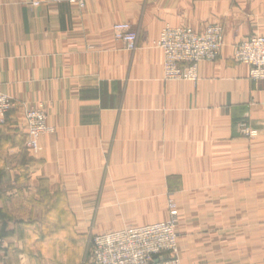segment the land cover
Wrapping results in <instances>:
<instances>
[{
    "label": "crops",
    "instance_id": "0c3cea01",
    "mask_svg": "<svg viewBox=\"0 0 264 264\" xmlns=\"http://www.w3.org/2000/svg\"><path fill=\"white\" fill-rule=\"evenodd\" d=\"M166 24L222 27L196 81L163 79ZM254 34L264 0H0V264H91L80 238L165 220L168 191L181 264H264V80L233 59ZM38 103L54 131L34 152Z\"/></svg>",
    "mask_w": 264,
    "mask_h": 264
},
{
    "label": "built area",
    "instance_id": "2783aa9c",
    "mask_svg": "<svg viewBox=\"0 0 264 264\" xmlns=\"http://www.w3.org/2000/svg\"><path fill=\"white\" fill-rule=\"evenodd\" d=\"M32 3L37 4V1ZM111 29L114 38L122 41L127 50L136 49L137 35L129 23L115 22ZM223 42V29L219 25H208L201 32L188 26L164 25L155 41L162 51L163 79L196 81L199 63L217 59ZM233 59L248 65L251 80H264V35L254 34L240 41L234 47ZM11 106L10 97L0 91V122ZM24 117L26 145L36 152L40 138L52 133L54 127L48 124L41 103L27 108ZM240 126L243 135H257L256 130L245 124ZM166 206L168 217L165 220L92 234L89 238L91 264H181L177 205L173 198H168Z\"/></svg>",
    "mask_w": 264,
    "mask_h": 264
},
{
    "label": "rangeland",
    "instance_id": "374dc122",
    "mask_svg": "<svg viewBox=\"0 0 264 264\" xmlns=\"http://www.w3.org/2000/svg\"><path fill=\"white\" fill-rule=\"evenodd\" d=\"M168 198H173V196L171 195V191H168L167 195L165 196V199L167 200ZM174 199V198H173ZM176 203V200H174ZM177 205V203H176ZM177 209H178V205H177ZM178 213H179V209H178ZM179 215V214H178ZM79 240H81V244L86 247V251H85V257L89 256V239H88V234H85V236H83L82 238H80ZM88 240V243H87ZM78 243V240L76 239V244ZM180 258V256H179ZM86 264H88V262H86Z\"/></svg>",
    "mask_w": 264,
    "mask_h": 264
}]
</instances>
